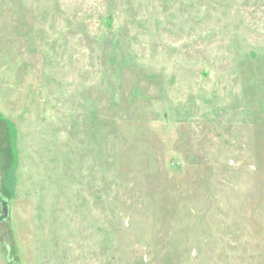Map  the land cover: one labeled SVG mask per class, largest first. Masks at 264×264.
Segmentation results:
<instances>
[{
  "label": "rangeland",
  "instance_id": "374dc122",
  "mask_svg": "<svg viewBox=\"0 0 264 264\" xmlns=\"http://www.w3.org/2000/svg\"><path fill=\"white\" fill-rule=\"evenodd\" d=\"M1 198L0 264H264V0H0Z\"/></svg>",
  "mask_w": 264,
  "mask_h": 264
},
{
  "label": "water",
  "instance_id": "95a60500",
  "mask_svg": "<svg viewBox=\"0 0 264 264\" xmlns=\"http://www.w3.org/2000/svg\"><path fill=\"white\" fill-rule=\"evenodd\" d=\"M1 204V213H0V220H7L9 219L10 214V206L7 200L4 198L0 199Z\"/></svg>",
  "mask_w": 264,
  "mask_h": 264
}]
</instances>
